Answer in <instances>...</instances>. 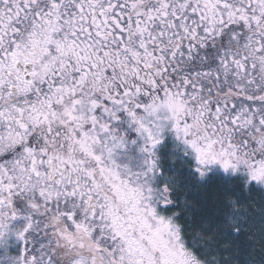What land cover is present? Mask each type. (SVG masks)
I'll return each mask as SVG.
<instances>
[{
	"label": "snow or ice",
	"instance_id": "6c2138e0",
	"mask_svg": "<svg viewBox=\"0 0 264 264\" xmlns=\"http://www.w3.org/2000/svg\"><path fill=\"white\" fill-rule=\"evenodd\" d=\"M0 264H264V0H0Z\"/></svg>",
	"mask_w": 264,
	"mask_h": 264
}]
</instances>
